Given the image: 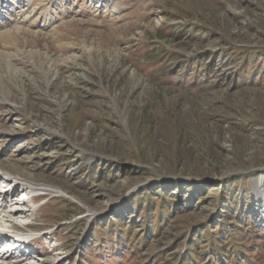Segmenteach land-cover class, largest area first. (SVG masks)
<instances>
[{"label": "rangeland", "instance_id": "rangeland-1", "mask_svg": "<svg viewBox=\"0 0 264 264\" xmlns=\"http://www.w3.org/2000/svg\"><path fill=\"white\" fill-rule=\"evenodd\" d=\"M0 22V172L45 193L10 218L41 236L11 260L178 264L226 194L221 210L264 234V52L237 80L235 50H264V0H0ZM156 187L188 206L161 240L138 255L102 239L95 225L138 223L128 199Z\"/></svg>", "mask_w": 264, "mask_h": 264}, {"label": "trees", "instance_id": "trees-1", "mask_svg": "<svg viewBox=\"0 0 264 264\" xmlns=\"http://www.w3.org/2000/svg\"><path fill=\"white\" fill-rule=\"evenodd\" d=\"M207 30V28H199L195 32H206ZM183 32L186 34L187 29ZM198 36L202 37V34L200 33ZM229 49L230 51L225 50L223 53L228 54L230 58V54L233 53L234 48ZM243 49L235 48L240 54L239 57L244 56L242 63L239 65L240 71L236 75L237 80L242 79V74L244 73L243 66L247 61L249 53L251 52L252 55H255L258 52H264V50L259 49ZM209 52L202 56L205 58L209 56L214 58L217 55L214 51ZM199 56L198 54L194 56L196 60L193 70L202 72L209 78L208 71L205 68L202 70L198 63L197 58ZM213 63L214 60L212 59L211 64ZM157 188H150L135 193L128 199L131 201V207L134 212L140 215L138 223H136L137 218L124 219L119 215H115V217H109L103 225H95L104 234V238L102 239L106 241L108 238L105 235L108 232L116 230L121 236L120 240L127 238L128 246H130L128 250L130 252H137L136 254L142 253L141 248H136V245H140L141 247L148 245L151 237L160 239L164 226L176 214L186 211L188 206L179 203L177 207H173V201L167 198L166 189L160 188V190H157ZM193 188L198 190L199 187L194 186ZM224 197L226 199L225 204L221 201L215 204V211L211 219H206L201 222L195 228L196 230H193L194 232L190 235L184 254L178 261V264H254L264 254V234L256 227L252 218L246 217L240 222L237 217L231 215L232 211L228 210L223 212L221 210V204L224 208H229L226 207L229 206L227 205L229 203L228 194ZM221 213L230 216L226 219L224 214L221 215ZM92 234H94V230ZM111 238L117 243L116 246H122V243L118 242L119 238L117 234H113ZM164 251H162L160 256L164 254Z\"/></svg>", "mask_w": 264, "mask_h": 264}, {"label": "bare ground", "instance_id": "bare-ground-1", "mask_svg": "<svg viewBox=\"0 0 264 264\" xmlns=\"http://www.w3.org/2000/svg\"><path fill=\"white\" fill-rule=\"evenodd\" d=\"M1 27H2V24L0 25V28ZM5 175L9 176V174H5ZM14 177L16 179L20 180V181H24L26 184H29V185H32L33 184V183H31V180L21 179L18 176H14ZM259 177L260 178L256 181L255 188L256 189H259L261 191H264V183H263V181H264V172L260 173V176ZM32 186H34V185H32ZM43 189L48 190L47 188H43ZM54 191L55 192H59V193L62 192L60 189H54ZM261 194L263 195L264 193L262 192ZM0 206L4 209V210H1L2 208L0 207L1 208L0 210L3 211V212H5L4 214L6 216H9L8 219L6 218L7 219L6 222H8V224L0 223V228L6 229L8 232H12L13 235H14V233L15 234L20 233V234H23V235H27L28 236L30 234L26 230V227L29 226L28 223L27 224H20V223H18L16 221L11 220L10 218L12 216H16V215H21V214L27 213L30 209L26 210V209L19 208L18 207V203H16L12 199H6V198H3L2 199V202L0 203ZM4 214H2L0 216V218ZM260 221H261L260 223H261L262 227H264V210L263 209H262V211H260ZM3 222H5V221H3ZM31 241H34V240H31ZM21 245L18 246V248H20ZM15 251H17V250L14 249V250L0 251V264H19V263H21V260H20V262L19 261L18 262L17 261L15 262V261L11 260V259L15 258L13 256L14 253H15ZM25 264H29V263H25Z\"/></svg>", "mask_w": 264, "mask_h": 264}]
</instances>
